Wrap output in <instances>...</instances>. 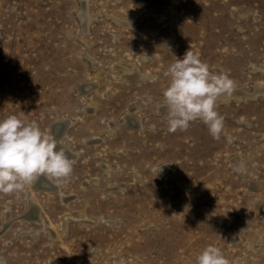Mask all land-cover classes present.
<instances>
[{
    "label": "rangeland",
    "instance_id": "obj_1",
    "mask_svg": "<svg viewBox=\"0 0 264 264\" xmlns=\"http://www.w3.org/2000/svg\"><path fill=\"white\" fill-rule=\"evenodd\" d=\"M0 29V119L50 136L69 120L75 155L55 189L35 191L37 176L0 193L7 264H195L209 245L264 264V94L216 99L217 138L200 120L170 132L163 109L164 73L190 45L233 82L225 94L264 86V0H0Z\"/></svg>",
    "mask_w": 264,
    "mask_h": 264
},
{
    "label": "clouds",
    "instance_id": "obj_2",
    "mask_svg": "<svg viewBox=\"0 0 264 264\" xmlns=\"http://www.w3.org/2000/svg\"><path fill=\"white\" fill-rule=\"evenodd\" d=\"M164 75L170 78L163 91L168 130L184 131L190 122L200 120L217 138L223 118L216 111V98L231 92L233 82L229 77L210 71L191 51V45L182 58L176 57ZM73 166L64 147L45 134L36 121L17 115L0 119V193L20 192L39 175L66 181ZM0 264H7L2 256ZM195 264H228V260L219 248L209 245L196 256Z\"/></svg>",
    "mask_w": 264,
    "mask_h": 264
},
{
    "label": "bare ground",
    "instance_id": "obj_3",
    "mask_svg": "<svg viewBox=\"0 0 264 264\" xmlns=\"http://www.w3.org/2000/svg\"><path fill=\"white\" fill-rule=\"evenodd\" d=\"M89 7V6H88ZM89 11V10H88ZM92 15V14H91ZM112 15V14H111ZM115 15V14H114ZM141 15V14H140ZM89 16L88 15H86V13H85V11H83V13H82V19L84 20V23H88V20H89ZM134 18V17H133ZM114 19V18H113ZM115 19L117 20V22L119 21L120 23L121 22H125L126 24H130L131 25V22H132V18H128V19H125V18H122V17H120V16H115ZM82 21V20H81ZM116 22V23H117ZM118 22V23H119ZM122 24H124V23H122ZM122 24H119V25H122ZM127 26V25H126ZM1 30V29H0ZM86 33V32H85ZM0 34H2L1 32H0ZM0 37H1V35H0ZM141 55V54H140ZM142 59H144V58H142ZM145 60V59H144ZM123 61V60H122ZM122 64H124V63H122ZM127 67V66H126ZM128 68V67H127ZM127 68H125V67H123V69H124V71L127 73V72H129V70L127 69ZM134 68H135V66H134ZM134 68H132L133 70V73L135 72H137V70L136 69H134ZM123 69H121V70H123ZM139 69V68H138ZM141 71V70H140ZM101 71H99V73H100ZM131 72V71H130ZM139 74V73H138ZM145 75V74H144ZM124 76V75H123ZM122 76V77H123ZM127 77H131V78H133V80H134V78H135V80L136 79H144L145 77H141L140 75H137V74H135V75H127ZM149 78V77H148ZM128 79V78H127ZM126 79V80H127ZM147 79V78H146ZM96 81V80H95ZM86 83V82H85ZM95 83V82H94ZM101 83V82H100ZM97 84V83H96ZM93 84H92V82L91 83H87V84H85V85H83V90L84 91H86V90H88V89H90V87L92 86ZM95 92V91H94ZM93 92V93H94ZM260 93H262V94H264V86H255L254 87V91L253 92H248V91H240V92H238V93H231V94H221V95H219L216 99L217 100H219V101H221V102H226V101H229L231 98H233V99H237V100H240V99H242V98H248V97H250V98H255L258 94H260ZM84 94V93H83ZM81 95V94H80ZM259 97V96H258ZM98 102V101H97ZM99 103V102H98ZM91 104V103H90ZM135 106V105H134ZM94 107V106H93ZM135 109V108H134ZM133 109V110H134ZM163 109H164V113L165 114H167V109H166V107L164 106L163 107ZM136 112V111H135ZM87 114V113H86ZM135 114V113H134ZM137 114V113H136ZM138 116V115H137ZM128 117V121L126 122H124V125L126 126V125H131V119L132 120H134L135 119V116L133 115V114H130V115H128L127 116ZM64 119V118H63ZM61 120V119H60ZM57 122V121H56ZM60 122H66L67 123V125L64 127V129H63V131L57 136V137H54V139L57 141V142H59L63 147H64V149H65V152H66V155L68 156V158L69 159H72L73 161L75 160V155L74 156H72L71 154L73 153H70L69 152V149L70 148H68V146L66 145V143H64L63 142V140H62V138L64 137V134L66 133V130H67V128L69 127V125L71 124V121H69V120H63V121H58L57 122V124H59ZM73 122V121H72ZM56 123H55V125L54 126H59V125H57ZM122 124H123V122H122ZM138 126V125H137ZM133 127V126H132ZM55 129H57V128H54V131H56ZM57 132V131H56ZM76 154V153H75ZM45 176V175H44ZM46 177V179H48V181H51L50 180V178L49 177H47V176H45ZM52 182V181H51ZM54 184V183H53ZM57 185V184H56ZM123 187V186H122ZM119 188H121V187H119ZM33 189L35 190V191H39V188L35 185L34 187H33ZM60 189V188H59ZM31 192V191H30ZM34 193H36V192H34ZM32 197V196H31ZM36 197V196H35ZM29 199V198H28ZM34 199V198H33ZM36 199V198H35ZM29 206H28V213H29V215L31 216V215H35L36 217H35V219L36 220H38V219H40V217L38 218V207H37V205H39V204H37L36 205V202L34 203V201L32 200V199H30L29 201ZM38 203V202H37ZM41 206V205H40ZM39 206V207H40ZM38 208V209H37ZM11 217V216H10ZM67 217V216H66ZM12 219V218H11ZM10 219V220H11ZM34 219V220H35ZM63 219V218H62ZM13 220V219H12ZM11 220V221H12ZM42 220V219H41ZM66 222V221H65ZM55 228H53V230H54ZM55 231V230H54ZM56 231H58V230H56ZM56 233V232H55ZM60 234V233H59ZM58 236V235H57ZM60 236V235H59Z\"/></svg>",
    "mask_w": 264,
    "mask_h": 264
},
{
    "label": "water",
    "instance_id": "obj_4",
    "mask_svg": "<svg viewBox=\"0 0 264 264\" xmlns=\"http://www.w3.org/2000/svg\"><path fill=\"white\" fill-rule=\"evenodd\" d=\"M56 124H57V122H56ZM55 125V123H53V125H52V137L54 138V137H57L62 131H63V129H64V127L67 125V123L66 122H60L59 124H57V125H59V126H54ZM131 125H135V124H133V123H131ZM54 128H57V129H55L56 131H54ZM35 185L39 188V190L40 189H48V190H53V189H55V185H53L52 183H51V181H48V179H46V177L44 176V175H39L37 178H36V180H35ZM24 217L25 218H27V219H35V215H29V213H26L25 215H24Z\"/></svg>",
    "mask_w": 264,
    "mask_h": 264
}]
</instances>
